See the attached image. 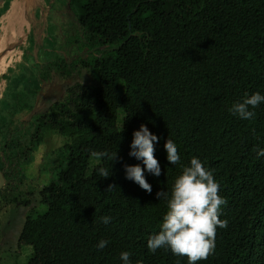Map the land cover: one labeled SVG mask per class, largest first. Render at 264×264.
<instances>
[{
	"label": "trees",
	"instance_id": "obj_1",
	"mask_svg": "<svg viewBox=\"0 0 264 264\" xmlns=\"http://www.w3.org/2000/svg\"><path fill=\"white\" fill-rule=\"evenodd\" d=\"M34 1L13 4L0 55L23 36ZM68 1L78 8L82 31L72 43L77 61L36 62V84L13 93L1 128L0 194L7 204H30L22 193L12 196L23 171L48 133L64 138L53 152L60 162L51 182L39 192L46 210L30 209L19 235V247L33 248L27 264H123V251L131 253L130 264H188L170 249L150 253L147 240L167 211L156 193H170L193 157L213 173L227 201L220 214L227 227L217 228L214 252L197 264H264V157L256 156L264 149V104L251 120L230 111L245 94H264V0ZM78 68L90 71L94 83L77 81ZM54 73L69 82L66 97L20 121ZM141 124L159 137L154 155L161 175L144 173L151 193L125 178V164L143 167L128 155ZM168 138L180 164L166 159ZM93 151L108 155L97 159ZM100 168L110 175L101 177ZM109 185L115 188L107 191ZM102 216L111 222L103 224ZM101 239L108 245L98 250Z\"/></svg>",
	"mask_w": 264,
	"mask_h": 264
},
{
	"label": "rangeland",
	"instance_id": "obj_2",
	"mask_svg": "<svg viewBox=\"0 0 264 264\" xmlns=\"http://www.w3.org/2000/svg\"><path fill=\"white\" fill-rule=\"evenodd\" d=\"M18 0H4L0 3V41L4 36L3 28L13 4ZM78 8L71 7L68 0H35L27 13L26 24L21 39L12 44L2 55L5 65L0 69V143L3 119L8 115L13 93L22 89H31L36 84L32 75L36 62H47L64 58L76 62L78 54L76 45H72L76 37L81 39L82 31L76 12ZM82 55L86 54L81 52ZM5 56V57H4ZM75 79L82 84L94 83L92 73L78 68ZM65 78L54 73L49 81L42 84L36 100V107L30 113H23L18 119L28 122L39 112L45 111L57 100L66 97ZM64 138L55 132L48 133L45 143L35 154L33 164L23 171L25 181L20 186V200H29L28 206L18 203H5L0 194V264H27L33 254L31 246H18L19 235L30 209L43 213L46 206L41 204L39 195L43 186L49 185L53 177V168L60 162L59 154L53 152L61 147ZM1 147V145H0ZM92 165L98 163L92 159Z\"/></svg>",
	"mask_w": 264,
	"mask_h": 264
},
{
	"label": "clouds",
	"instance_id": "obj_3",
	"mask_svg": "<svg viewBox=\"0 0 264 264\" xmlns=\"http://www.w3.org/2000/svg\"><path fill=\"white\" fill-rule=\"evenodd\" d=\"M261 104H264V94H245L241 100L232 104L230 111L242 120H251L256 115L254 109ZM132 137L128 155L141 161L143 167L140 164H125V178L151 193L152 186L144 173L147 171L156 177L161 175L160 164L154 155L155 143L159 142V137L144 124L133 131ZM164 149L169 164H180L181 158L173 140L168 138ZM91 155L99 159L108 154L93 151ZM256 156L264 157V149H259ZM115 158L116 153L111 157L112 162ZM181 168V174L175 178L170 193L164 190L156 193L158 200L166 202L167 211L162 217L159 231L147 240V248L153 254L159 249H170L176 256L187 257L188 264H197L198 261L207 260L214 252L217 228L227 227V220L220 219L222 206L227 201L219 195L220 185L213 173L205 168L199 158H191L189 164L181 165ZM99 174L105 178L110 175L105 168H100ZM113 188L115 185H109L107 191ZM111 219L110 216L99 218L105 225ZM107 245L108 241L101 239L96 248L103 250ZM130 256L129 251H123L119 258L123 264H130Z\"/></svg>",
	"mask_w": 264,
	"mask_h": 264
},
{
	"label": "water",
	"instance_id": "obj_4",
	"mask_svg": "<svg viewBox=\"0 0 264 264\" xmlns=\"http://www.w3.org/2000/svg\"><path fill=\"white\" fill-rule=\"evenodd\" d=\"M4 0H0V3ZM6 184V179L4 177V174L0 171V190L4 188Z\"/></svg>",
	"mask_w": 264,
	"mask_h": 264
}]
</instances>
